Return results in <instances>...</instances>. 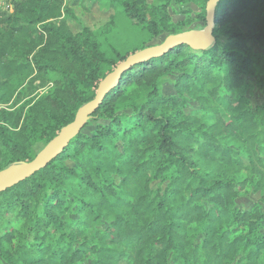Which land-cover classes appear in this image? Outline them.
Returning a JSON list of instances; mask_svg holds the SVG:
<instances>
[{
  "label": "trees",
  "instance_id": "trees-1",
  "mask_svg": "<svg viewBox=\"0 0 264 264\" xmlns=\"http://www.w3.org/2000/svg\"><path fill=\"white\" fill-rule=\"evenodd\" d=\"M112 1L153 36L178 33L167 24L171 2H207ZM68 17L64 0L0 11V170L32 160L34 145L137 52L109 57ZM197 18L205 24V10ZM212 35L204 48L176 45L124 70L60 155L0 192V264H264L261 206L236 207L249 187L264 203V102L251 107L242 95L245 76L264 93V0H220ZM172 73L177 96H163ZM133 87L147 93L128 106ZM188 99L213 122L185 112Z\"/></svg>",
  "mask_w": 264,
  "mask_h": 264
},
{
  "label": "rangeland",
  "instance_id": "rangeland-1",
  "mask_svg": "<svg viewBox=\"0 0 264 264\" xmlns=\"http://www.w3.org/2000/svg\"><path fill=\"white\" fill-rule=\"evenodd\" d=\"M15 1V0H14ZM8 0H0V11H6ZM148 10L162 4L161 0H145ZM64 5L68 6L75 19L68 17L70 29L73 32L80 31L83 27H88L96 33V38L100 44L101 50L111 58H115V54L123 55L127 52L138 51L151 46L160 45L165 38L170 35L166 31H161L157 36H153L145 25H134L126 17L123 8L118 2L112 0H103L100 3L97 0H64ZM205 10V6L199 2H185L181 5L171 2L167 7L168 25L175 27L178 33L188 31H199L205 26L197 18V15ZM9 12V11H7ZM109 24L104 29L105 23ZM259 47H256L257 50ZM108 68H103L107 71ZM177 75L174 73L164 77L159 85V93L163 96H177L174 88V80ZM246 85L242 91V95L247 100L248 105L254 107L264 102L263 90L256 84L253 77L245 76ZM130 95L129 105L137 104L145 99L146 89L127 90ZM233 97H238L239 92L231 91ZM127 112H131L130 107H126ZM199 114L201 118L210 123L213 118L203 115L199 104L191 99L186 101L185 112H194ZM91 120V119H90ZM89 120V121H90ZM88 121V122H89ZM95 128V123L90 124L83 130V134L90 135ZM121 144V143H119ZM44 147V143L39 142L34 145V151L38 152ZM241 157L244 159L243 153ZM67 165L74 166V161L68 159L65 161ZM164 187L165 183L154 181L152 186ZM261 192L255 191L249 187L243 191L236 200V207L240 210H249L255 203L261 206L264 215V203L260 202ZM262 230L264 231V219ZM2 264H7L2 261Z\"/></svg>",
  "mask_w": 264,
  "mask_h": 264
},
{
  "label": "water",
  "instance_id": "water-1",
  "mask_svg": "<svg viewBox=\"0 0 264 264\" xmlns=\"http://www.w3.org/2000/svg\"><path fill=\"white\" fill-rule=\"evenodd\" d=\"M220 0H207L205 5V26L199 31H188L168 35L165 40L156 46L141 49L130 54L123 62L108 73L98 84L93 99L82 104L75 112L74 118L62 126L58 133L39 150L30 161L13 162L0 170V192L12 187L18 182L32 176L54 160L68 146L90 120L93 112L109 89L118 82L121 73L136 62L152 56H158L176 45H189L200 49L213 42V27L215 8Z\"/></svg>",
  "mask_w": 264,
  "mask_h": 264
},
{
  "label": "built area",
  "instance_id": "built-area-1",
  "mask_svg": "<svg viewBox=\"0 0 264 264\" xmlns=\"http://www.w3.org/2000/svg\"><path fill=\"white\" fill-rule=\"evenodd\" d=\"M13 2L14 0H8L6 11H9V13L13 10Z\"/></svg>",
  "mask_w": 264,
  "mask_h": 264
}]
</instances>
